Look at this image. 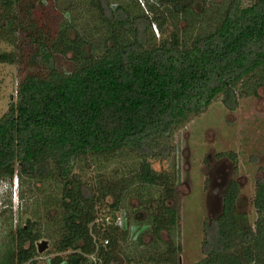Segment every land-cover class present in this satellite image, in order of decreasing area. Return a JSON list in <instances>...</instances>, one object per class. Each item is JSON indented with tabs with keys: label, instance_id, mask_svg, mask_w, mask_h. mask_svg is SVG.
<instances>
[{
	"label": "trees",
	"instance_id": "trees-1",
	"mask_svg": "<svg viewBox=\"0 0 264 264\" xmlns=\"http://www.w3.org/2000/svg\"><path fill=\"white\" fill-rule=\"evenodd\" d=\"M89 2L103 29L98 39L79 32L72 18L60 21L54 33L43 32L31 0H0V36L11 41L15 31H25L34 44L30 60L40 66L19 77L15 98L0 115V181L15 175L57 182L59 193L45 208L50 216L55 205L61 208L50 264H87L92 231L109 238L101 252L106 263L123 264L119 247L126 242L128 260L180 264L179 243L173 238L161 243L162 230L170 233L178 220L175 185L167 173L153 169L149 157L169 156L176 133L218 96L233 109L238 95L256 93L264 84L263 74L252 91H238L264 67V0L247 5L228 0L217 24L190 41L174 28L166 35L164 30L169 16L199 14L198 0H144V7L139 0ZM68 54L72 64L61 68L58 58ZM17 59L12 51H0L2 62ZM119 151L140 159L131 180L147 189L148 197H139L145 210L139 221L151 231V241L141 226L131 237L129 220L125 227L94 223L99 213L122 209L129 182L105 178L95 188L74 171L81 155ZM238 193L237 182L230 181L222 213L204 223L205 255L188 264H264V180L255 183L253 225L237 210ZM100 201L106 210L96 208ZM42 236L34 221L18 223L5 247L7 264H36Z\"/></svg>",
	"mask_w": 264,
	"mask_h": 264
},
{
	"label": "rangeland",
	"instance_id": "rangeland-1",
	"mask_svg": "<svg viewBox=\"0 0 264 264\" xmlns=\"http://www.w3.org/2000/svg\"><path fill=\"white\" fill-rule=\"evenodd\" d=\"M139 1L141 7L146 5L144 0ZM227 1L198 0L194 9L200 13L195 14L188 10L186 13L169 16L164 34L174 28L181 39L190 41L195 34L204 33L217 24ZM241 1L243 5H247L254 0ZM31 2L43 32L54 33L60 21L72 18L79 32L90 39H98L103 35L102 25L89 0ZM66 6H70V9L66 10ZM152 28L157 38L163 35L159 26L157 30L152 24ZM33 49L34 44L25 31H15L11 41L0 36V51H12L18 58L12 63L0 61V115L7 108L9 101L15 98L19 77L28 70L39 69L40 66L33 65L29 57ZM68 57L69 54L58 58L61 68L72 64ZM263 74L264 67L239 85L238 91H252L255 81ZM228 109L222 97L218 96L204 112L176 133L174 150L169 156L149 157L153 169L167 173L175 185L176 193L172 201L178 207V220L170 233L162 230L164 241L161 243L165 246V241L170 238L179 243L180 264L192 263L205 255L204 223L208 217L216 216L221 211V193L230 177L236 178L241 185L240 211L245 213L252 225L256 217L253 206L254 181L264 179V84L256 86V93L238 95L236 106ZM225 149L235 151V161L227 156L216 155L218 151ZM139 161L140 159L129 151L81 155L74 161V171L95 188L105 178L113 182H129L122 191L121 210L125 213L126 221L141 226L144 239L151 241V231L144 230L145 223L139 221L145 216L139 199L148 197L147 189H140V184L131 180ZM154 190L157 197L160 192L158 189ZM58 193L57 182L51 177L16 178L14 175L11 180L0 181V264H7L5 247L10 241L11 229H15L18 223L23 224L27 219L35 222L36 227L43 233L41 239H46L48 243L36 256V264H50L48 258L56 253L54 239L61 220V208L55 205L51 216L45 208L47 205H53L52 200ZM97 207L99 211L107 209L102 201ZM119 249L120 255L124 257L123 264H160L138 257L128 260L126 242L122 243ZM24 264L33 262L27 261Z\"/></svg>",
	"mask_w": 264,
	"mask_h": 264
},
{
	"label": "built area",
	"instance_id": "built-area-1",
	"mask_svg": "<svg viewBox=\"0 0 264 264\" xmlns=\"http://www.w3.org/2000/svg\"><path fill=\"white\" fill-rule=\"evenodd\" d=\"M101 222L103 228L108 225H114L117 227H125L127 226V221L125 217V213L122 210L118 211H106L104 213H99L94 220V223ZM139 232V227L136 225H129V235L131 237H135ZM93 241H94V249L86 253L87 264H109L103 261L101 252L106 248V245L109 242V238L107 236H98L95 232H91Z\"/></svg>",
	"mask_w": 264,
	"mask_h": 264
},
{
	"label": "flooded vegetation",
	"instance_id": "flooded-vegetation-1",
	"mask_svg": "<svg viewBox=\"0 0 264 264\" xmlns=\"http://www.w3.org/2000/svg\"><path fill=\"white\" fill-rule=\"evenodd\" d=\"M228 110H231V109H228ZM231 152L235 153V151H233V150L225 149V150L218 151V152L216 153V155L219 156V157L227 156V157L231 158L233 161H235V160H236V153H235V158H232L231 155H230ZM234 168H236V163L234 164ZM232 180H234L235 182H237L238 187H239V193H238V195H237V197H236V207H237V210L240 211V202H239V200H240V198H241V185H240V182H239L236 178L230 177V178L228 179L226 185L224 186V188H223V190H222V193H221V211H220L216 216L208 217V218H207V221H209V220L212 219V218H217V217H219V215L222 213V211H223V207H224V192H225V189H226V187L228 186L229 182L232 181ZM256 180H257V179H256ZM256 180L254 181V189H255V183H256ZM263 180H264V179H263ZM253 206H254V205H253ZM240 212H241V211H240ZM242 213H244V212H242Z\"/></svg>",
	"mask_w": 264,
	"mask_h": 264
},
{
	"label": "water",
	"instance_id": "water-1",
	"mask_svg": "<svg viewBox=\"0 0 264 264\" xmlns=\"http://www.w3.org/2000/svg\"><path fill=\"white\" fill-rule=\"evenodd\" d=\"M48 243L46 239H40L37 243V251L42 252L46 247Z\"/></svg>",
	"mask_w": 264,
	"mask_h": 264
}]
</instances>
